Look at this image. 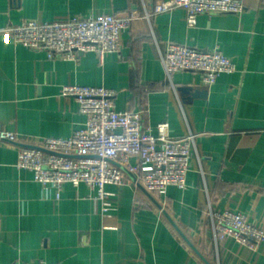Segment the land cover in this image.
<instances>
[{
    "label": "crops",
    "instance_id": "0c3cea01",
    "mask_svg": "<svg viewBox=\"0 0 264 264\" xmlns=\"http://www.w3.org/2000/svg\"><path fill=\"white\" fill-rule=\"evenodd\" d=\"M158 0H0V29L104 13L141 16L122 31L121 49L101 63L93 51L50 58L0 31V129L37 143L69 138L87 116L64 85L117 91L120 110H144L151 133L196 134L187 186L166 195L127 175L107 185L109 204L82 182L45 195L29 169L17 166L20 145L0 139V264H264L256 248L234 238L216 242L210 209L246 213L264 227V0H238L241 13L200 14L194 25L177 8L145 16ZM170 42L219 47L236 70L210 85L196 71L169 76ZM135 161V158H133Z\"/></svg>",
    "mask_w": 264,
    "mask_h": 264
},
{
    "label": "built area",
    "instance_id": "2783aa9c",
    "mask_svg": "<svg viewBox=\"0 0 264 264\" xmlns=\"http://www.w3.org/2000/svg\"><path fill=\"white\" fill-rule=\"evenodd\" d=\"M177 8L185 9L189 25H194L200 14L241 13L245 5L238 0H158L145 16ZM140 16L133 10L126 16L104 13L54 21L26 19L0 31L17 44L45 51L50 58L76 59L81 53L93 51L102 63L107 53L121 49L122 31ZM162 60L169 76L196 71L207 85L222 73L236 70L232 57L219 47L202 49L170 42ZM116 94L115 89L105 86L68 83L61 95L79 103L80 111L87 116L85 127L69 138L47 137L37 143L0 129V139L20 145L17 166L34 173L46 196L54 189L56 199H60L65 183L78 186L84 182L97 189L98 197L109 204L107 185H123L129 174L160 196L166 195L171 185L185 188L196 134L173 136L168 121L159 122L157 132L151 133L145 126L144 110L118 109ZM210 217L216 242L234 238L239 244L256 248L264 241V227L252 223L244 212L210 209Z\"/></svg>",
    "mask_w": 264,
    "mask_h": 264
},
{
    "label": "water",
    "instance_id": "95a60500",
    "mask_svg": "<svg viewBox=\"0 0 264 264\" xmlns=\"http://www.w3.org/2000/svg\"><path fill=\"white\" fill-rule=\"evenodd\" d=\"M132 176H134V177H135V175H132Z\"/></svg>",
    "mask_w": 264,
    "mask_h": 264
}]
</instances>
